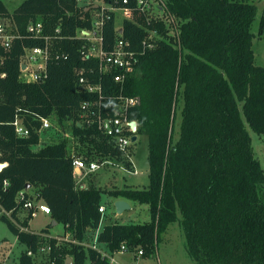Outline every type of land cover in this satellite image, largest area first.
I'll return each instance as SVG.
<instances>
[{
    "label": "trees",
    "instance_id": "trees-1",
    "mask_svg": "<svg viewBox=\"0 0 264 264\" xmlns=\"http://www.w3.org/2000/svg\"><path fill=\"white\" fill-rule=\"evenodd\" d=\"M97 1L24 0L9 11L0 0V22L10 20L20 35L3 52L1 67L0 163L6 166L0 169V219L26 250L37 252L49 244L48 263L68 264L70 257V264H108L97 248L83 244L88 229L98 228L102 195L107 194L146 204L150 214L142 223L104 225L97 240L109 252L124 244L130 251L142 250L140 257H154L161 235L177 222L194 264H264V169L247 128L264 144V67L254 63L252 49L256 5L246 0H164L178 23V34L171 35L164 19H149L138 0ZM99 3L133 13L121 22L122 36L136 53L123 92L138 98L127 115L137 122V136L148 138L149 181L143 187L93 183L80 188L73 176L71 150L89 161L121 160L131 167L95 124L82 122L81 104L96 101L98 92L78 88L77 70L83 69L86 83L100 85L104 101H115L119 93L113 74L100 73L98 60L83 56L88 41L76 37L78 30L92 27ZM104 14L103 47L109 50L116 39L115 12ZM30 22H41L44 34L53 36L52 48L64 55L48 61L47 78L40 83L19 79L23 46L44 45L27 31ZM154 29L158 38L143 49ZM259 34H264V17ZM17 113L29 130L25 137L12 124ZM40 117L60 125L70 120L75 144L62 138L33 149L40 142ZM20 191L43 200L69 239L60 243L50 235L51 224L31 231L33 217H18ZM18 260L35 264L25 250Z\"/></svg>",
    "mask_w": 264,
    "mask_h": 264
},
{
    "label": "built area",
    "instance_id": "built-area-1",
    "mask_svg": "<svg viewBox=\"0 0 264 264\" xmlns=\"http://www.w3.org/2000/svg\"><path fill=\"white\" fill-rule=\"evenodd\" d=\"M80 3L82 0H76ZM125 3L126 0H123ZM140 9L145 13L149 19L161 18L164 19L169 34H178L177 18L170 14L166 10L164 0H138ZM100 13L98 17L93 19L92 27L90 29L82 28L77 31L76 37L85 38L88 41L87 47L82 51L84 57H92L98 60V70L100 73L113 74V79L119 84V93L114 99H108L104 101L105 96L102 95V90L99 84L86 83V78L83 76V69L76 71L79 76L77 86L79 89L98 92V99L94 102L86 101L81 104V116L82 122L87 126L95 124L96 128L101 134L107 136L109 141L113 143L114 147L118 148L124 154H128V149L131 147L134 141L132 136L137 135L136 130L131 127L133 120L129 119L127 112L129 108L135 106L138 103V98L124 95V84L133 70L136 62V53L130 48L128 40L122 36V28L116 27V39L111 49L106 50L103 47V22L107 16L104 14L106 10L120 9L123 12L125 18H132V10L127 7H114L112 4L99 3ZM106 5V6H104ZM157 9V12L152 13V10ZM27 31L33 38H41L44 40L43 46L26 47L23 46V53L20 56V75L19 79L24 82L40 83L47 78V64L50 59H60L64 57L62 53L52 48L53 36L44 34L43 24L41 22H30L27 27ZM121 29V32L119 31ZM58 31V30H57ZM20 35L15 30L14 25L10 20H3L0 22V78L5 77V72L1 71V67L4 63L3 52L11 49L14 46L16 39H19ZM56 36H54V39ZM158 38L157 31L149 30L147 36L142 42L143 49L150 48L154 45L155 39ZM22 66H24L22 68ZM1 97V95H0ZM52 118L40 117V126L37 132L40 135V141H42V134L46 131H53ZM15 132L20 137L28 135L29 130L24 124V118L20 114H16L12 121ZM49 138H47L48 140ZM50 140V139H49ZM49 143V141H47ZM73 176L76 182V186L83 188V181L87 175L97 171L104 164H111V160L98 161L87 160L82 155H76L75 152L71 153ZM128 157V156H127ZM129 158V157H128ZM123 169L125 167L121 166ZM131 173L136 174V170H132ZM4 184H7L4 181ZM18 200H23L19 211L25 212V217L30 215L35 217L38 213L50 214L49 206L41 199L36 197H25V192L20 191L17 196ZM99 211L102 213L105 211L104 206L99 207ZM10 213L8 212L7 215ZM58 240L59 238L56 237ZM66 238L65 240H68ZM85 244V243H83ZM87 245V244H85ZM94 248H97L101 253V256L106 258L108 264H119L115 255L118 253H124L128 248L122 244L118 250L109 252L107 250L98 247L97 236L94 238V242L89 244ZM27 254L31 257L36 255L48 253L50 251L49 244L40 245L37 252L30 249H25ZM137 255H142V250L137 251ZM0 264H8L1 262ZM48 264H54L49 262Z\"/></svg>",
    "mask_w": 264,
    "mask_h": 264
},
{
    "label": "rangeland",
    "instance_id": "rangeland-1",
    "mask_svg": "<svg viewBox=\"0 0 264 264\" xmlns=\"http://www.w3.org/2000/svg\"><path fill=\"white\" fill-rule=\"evenodd\" d=\"M9 11H13L17 8L24 0H3ZM252 2L257 7V13L253 20L251 31L254 34L252 38V49L254 51V63L259 66L264 67V34H259L260 21L264 17V0H246ZM98 3L97 0H82V3ZM106 6V5H104ZM115 25L119 27L123 19V12L120 9L115 11ZM157 12V9L152 10V13ZM180 109V106H179ZM53 125V131H46L42 134V141L39 144L34 145V149H39L42 145L48 143L57 142L62 138H69L70 143L73 146L75 142L72 137V129L70 120L66 121L63 125L57 123L55 119L51 120ZM181 121V114L177 110V116L175 119V131L179 133V126ZM248 131L251 136V144L253 147L254 155L259 159L263 169H264V144L262 137L254 132L249 127ZM47 138H49L47 140ZM75 144V143H74ZM71 152H73L71 150ZM76 155L77 152L75 153ZM148 138L145 135H138L136 141L133 142L131 147L128 149V154L123 153V159L128 156L133 164L132 167H127L121 160L111 161V164H104L97 171L87 175V186L90 184H97L101 188H112V187H122L124 185H133L134 187H143L148 184ZM121 166L125 167L123 169ZM132 170H136L137 173H131ZM77 185V184H76ZM79 187V186H77ZM106 199V195H103ZM137 208H131L124 210L121 215H118L119 223H142L148 221L150 218L149 209L145 204L139 205ZM136 207V206H135ZM1 211V208H0ZM106 213L110 217H114L113 204H106ZM19 219L25 217V212H18ZM114 220V219H113ZM112 220V221H113ZM111 220L107 217L102 216V223H109ZM111 221V222H112ZM48 222L47 215H36L31 220H29V228L34 231H39ZM63 230V225L59 223L52 230L53 236L59 238V242L62 243L69 234L64 235L61 232ZM94 236L89 235L85 237V241L94 240ZM99 244V243H98ZM100 245V244H99ZM100 248V246H99ZM25 250L24 245L20 244L16 236L10 231L6 223L0 219V263L6 262L8 264H19V255ZM116 259L122 264H145L148 262L159 261L162 264H194L193 259L187 252L185 247V237L184 233L177 222L169 225L167 230L161 235L158 243L154 257L148 258V260L134 258L130 256L129 253L117 254ZM35 264H48L47 254H40L34 257ZM83 264H90L89 260H86Z\"/></svg>",
    "mask_w": 264,
    "mask_h": 264
},
{
    "label": "crops",
    "instance_id": "crops-1",
    "mask_svg": "<svg viewBox=\"0 0 264 264\" xmlns=\"http://www.w3.org/2000/svg\"><path fill=\"white\" fill-rule=\"evenodd\" d=\"M124 18V17H123ZM121 25H119V27H120ZM33 149H34V147H33ZM126 159L131 163V167L133 168V164H132V162H131V160H130V158H128V157H126ZM83 188L84 187H87V180H85L84 179V181H83ZM130 186H133V185H130ZM134 187V186H133ZM103 195H106V199H104V196ZM102 195V200H101V205L102 206H104V208H105V211L104 212H102L101 213V218H102V216H104L105 218L107 217L108 219H110L111 221L109 222V223H113V222H119L118 221V218H117V216L118 215H121L123 212H124V210L121 212V213H117L116 212V210H115V207H114V205H113V213H114V217L112 216H108V214L106 213V204L107 203H112L113 204V202L115 201V200H117V199H125V198H114V197H111V196H109V195H107V194H103ZM127 202H128V204H129V208L128 209H131V208H137V207H139L140 208V206L139 205H142V204H139V203H137V202H133V201H131V200H128V199H125ZM146 205V204H145ZM136 206V207H135ZM146 207L148 208V206L146 205ZM138 209V208H137ZM125 210H127V209H125ZM47 215V217H48V222L45 224V226L47 225V224H51V227L49 228V234L50 235H55L56 233H54V234H52V230L54 229V227L55 226H57L59 223L58 222H56V221H54V220H52L51 218H50V216H49V214H45V213H38L37 215ZM109 223H102L101 224V220H100V223H99V225H98V228H96V229H88V231L86 232V236H89V235H92V236H98V234H99V232L102 230V228L104 227V225H106V224H109ZM44 226V227H45ZM31 231H34V230H32L31 228H29ZM40 231V230H39ZM35 232H38V231H35ZM58 232H61V233H63L64 235H67L68 233H66L65 231H64V227H63V230H61V231H58ZM94 242V240L92 241V240H89V241H84V243L85 244H87V245H89V244H91V243H93ZM100 246V248L101 249H104V250H107L106 249V246L105 245H102V244H98V247ZM124 253H129L130 254V256H132V257H134V258H142V259H144V260H148V258H143V257H139V256H137V253H136V251H127V252H124ZM118 254H121V253H118ZM123 254V253H122ZM117 255V254H116ZM115 255V256H116ZM72 260V259H71ZM118 261V263L119 264H122L119 260H117ZM70 264V263H69ZM145 264H162L160 261H159V259L157 260V262H148V263H145Z\"/></svg>",
    "mask_w": 264,
    "mask_h": 264
},
{
    "label": "water",
    "instance_id": "water-1",
    "mask_svg": "<svg viewBox=\"0 0 264 264\" xmlns=\"http://www.w3.org/2000/svg\"><path fill=\"white\" fill-rule=\"evenodd\" d=\"M119 31L121 32V29ZM23 67L24 66H22V68ZM130 125H131V127H132L133 130H136V128H137V122L135 120H133ZM136 139H137V135H133L132 136V141H136ZM5 166H6V163H0V169H2ZM113 205H114L115 210H116L117 213H121L123 210L128 209L130 207L129 204H128V202L125 199H117V200H115L113 202ZM66 262L68 264L71 263L72 262L71 258L70 257H67L66 258Z\"/></svg>",
    "mask_w": 264,
    "mask_h": 264
}]
</instances>
